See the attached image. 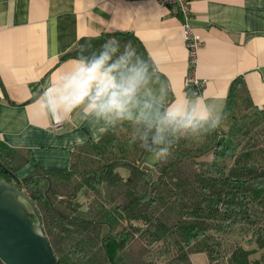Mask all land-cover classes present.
<instances>
[{
  "label": "trees",
  "instance_id": "obj_1",
  "mask_svg": "<svg viewBox=\"0 0 264 264\" xmlns=\"http://www.w3.org/2000/svg\"><path fill=\"white\" fill-rule=\"evenodd\" d=\"M112 36L149 56L134 34L115 32L81 38L61 61ZM223 112L215 131L175 141L170 158L151 168L140 166L145 153L124 124L76 147L67 169L35 167L22 178L27 152L0 141V176L34 204L57 264H193L196 254L207 264H264V105L238 77ZM234 228L246 230L253 250L226 246Z\"/></svg>",
  "mask_w": 264,
  "mask_h": 264
},
{
  "label": "crops",
  "instance_id": "obj_2",
  "mask_svg": "<svg viewBox=\"0 0 264 264\" xmlns=\"http://www.w3.org/2000/svg\"><path fill=\"white\" fill-rule=\"evenodd\" d=\"M190 10L202 42L196 73L206 84L200 93L220 99L224 108L231 82L241 77L253 103L263 106L264 0H192ZM181 24L175 9L156 0H0V141L28 154L17 177L35 167L67 169L76 147L107 131L71 117L53 123L36 104L40 86L71 68L61 57L81 38L134 34L159 69L153 91L159 95L163 89L170 100L187 91ZM139 164L156 163L145 154Z\"/></svg>",
  "mask_w": 264,
  "mask_h": 264
},
{
  "label": "clouds",
  "instance_id": "obj_3",
  "mask_svg": "<svg viewBox=\"0 0 264 264\" xmlns=\"http://www.w3.org/2000/svg\"><path fill=\"white\" fill-rule=\"evenodd\" d=\"M80 50L64 61L71 65L56 81L50 77L40 86L36 104L53 123L71 117L102 130L129 124L133 142L153 163L170 158L174 142L199 139L215 131L225 119L223 103L195 89L170 100L164 90L157 95L151 85L158 80L155 59L141 54L132 41L106 39L99 48Z\"/></svg>",
  "mask_w": 264,
  "mask_h": 264
},
{
  "label": "water",
  "instance_id": "obj_4",
  "mask_svg": "<svg viewBox=\"0 0 264 264\" xmlns=\"http://www.w3.org/2000/svg\"><path fill=\"white\" fill-rule=\"evenodd\" d=\"M35 221H32L31 215ZM0 262L57 264L32 201L0 176Z\"/></svg>",
  "mask_w": 264,
  "mask_h": 264
},
{
  "label": "built area",
  "instance_id": "obj_5",
  "mask_svg": "<svg viewBox=\"0 0 264 264\" xmlns=\"http://www.w3.org/2000/svg\"><path fill=\"white\" fill-rule=\"evenodd\" d=\"M157 3L163 8L175 9L178 15L181 17L182 34L185 42L188 59V73L184 78V86L187 92H191L192 89L200 90L205 86L206 81L200 79L197 76V67L199 61V52L202 47V42L197 35L194 27L190 24L191 10L190 3L192 0H156ZM59 124L53 126L56 130Z\"/></svg>",
  "mask_w": 264,
  "mask_h": 264
},
{
  "label": "rangeland",
  "instance_id": "obj_6",
  "mask_svg": "<svg viewBox=\"0 0 264 264\" xmlns=\"http://www.w3.org/2000/svg\"><path fill=\"white\" fill-rule=\"evenodd\" d=\"M121 174L123 176H127V172L124 170H120ZM88 200L86 195L84 193H81L78 196V201L81 203H85ZM246 230H240L239 228H234L230 232H228L224 236V243L226 244L227 247L234 243H241L244 244L245 247L249 250L254 249V244L249 242V236L246 234ZM261 257V251L253 252L250 255V260H258ZM192 261L193 264H207V258L204 254H196L192 256Z\"/></svg>",
  "mask_w": 264,
  "mask_h": 264
}]
</instances>
